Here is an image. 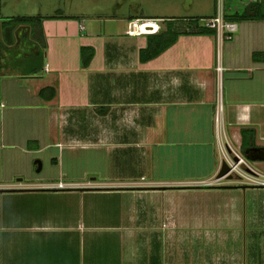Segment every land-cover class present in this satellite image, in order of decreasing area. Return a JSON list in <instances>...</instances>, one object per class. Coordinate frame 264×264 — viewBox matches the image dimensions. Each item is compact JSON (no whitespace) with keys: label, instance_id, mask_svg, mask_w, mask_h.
Listing matches in <instances>:
<instances>
[{"label":"crops","instance_id":"1","mask_svg":"<svg viewBox=\"0 0 264 264\" xmlns=\"http://www.w3.org/2000/svg\"><path fill=\"white\" fill-rule=\"evenodd\" d=\"M79 1L0 0V193L47 200L8 205L11 230L33 237L69 230L96 245L87 255L56 251L49 264H121L120 241L128 238L133 246L144 229H157L151 224L157 213L137 206L143 196L211 187L223 148H244L242 129L254 132L245 148L264 146V18L239 17L264 0H224L231 39L219 42L214 29L182 33L147 62L140 50L150 33L129 34L131 22L159 19L165 30L168 20L178 26L197 17L147 13L142 0H116L102 17L81 11ZM215 2L214 13L201 18L216 16ZM82 47L95 50L88 66ZM218 58L225 68L221 77ZM44 88L55 95H42ZM101 155L121 161V173L72 170L80 157ZM255 164L264 175V160ZM60 181L64 188L57 187ZM62 195L69 200L53 201ZM98 196L104 201L96 205ZM97 232L107 238L103 247L93 238ZM155 264L165 263L160 258ZM171 264L202 263L181 255Z\"/></svg>","mask_w":264,"mask_h":264},{"label":"rangeland","instance_id":"2","mask_svg":"<svg viewBox=\"0 0 264 264\" xmlns=\"http://www.w3.org/2000/svg\"><path fill=\"white\" fill-rule=\"evenodd\" d=\"M115 2L116 0H98L97 3L94 0H82L78 2V8L81 11L91 10L92 15L96 13L104 17L110 15ZM142 3L146 5L147 11L149 9L147 13L159 10L180 18L197 17L183 22L185 25L180 21L178 28L183 30L187 26H199L202 24L201 16L211 15L216 9L215 0H142ZM123 7L126 10L128 5ZM161 28H165V25ZM223 151L225 159L221 155L219 168L214 175L217 180L211 182V187L157 190L155 194L145 195L137 202L142 210L157 213L155 222L151 221L157 229L154 232L144 229L134 238L133 246L128 238L124 242L120 241V256L124 260L116 263L155 264L161 258L163 263L171 264L180 262L181 255L191 259L199 258L202 264L264 262V254H260L264 250V186L252 183L249 178L253 174L247 172L244 165L236 164L234 156H240L239 148L233 146L223 148ZM220 152L217 149V153L221 154ZM218 154L217 160L220 159ZM109 159L101 155L92 161L90 158L85 161L84 157H80L78 165L73 166L72 170L80 173L85 168L94 167L102 173H114L117 169L121 173L119 171L124 167L123 163L110 162ZM224 160L233 167L230 172L233 178L229 177L231 180L224 177L218 180ZM244 161L258 173H263L261 165ZM67 164L65 162L66 168L70 166ZM199 168L201 171L202 167ZM258 176V179L264 178ZM66 196L56 197L53 201L69 200ZM79 198L82 207V196ZM93 200L96 205L102 201L99 196ZM45 202V197H22L15 194L4 196L0 193V264H49L54 263L51 257L56 251L69 249L71 252H84L87 255L90 247L96 246L90 244L88 237L82 239L69 230L43 232L38 237H33L32 235L37 234L19 233L20 231L9 228L10 224L5 217L8 205H47ZM163 223L165 226L170 225L163 228ZM103 234L97 232L93 236L99 247H103L102 242L107 239ZM9 245L14 248L12 254L6 249ZM98 263L108 262L101 260Z\"/></svg>","mask_w":264,"mask_h":264},{"label":"trees","instance_id":"3","mask_svg":"<svg viewBox=\"0 0 264 264\" xmlns=\"http://www.w3.org/2000/svg\"><path fill=\"white\" fill-rule=\"evenodd\" d=\"M239 17L243 18H264V3L256 2L247 8L245 13ZM176 19L168 20L166 23V29L160 30L157 33L148 34V44L145 48L140 50V60L142 62H147L157 56H159L166 49L171 47L178 39L182 33H200V34H210L214 31L207 28H198L196 30L189 29L186 27L185 30L181 31L178 26H176ZM95 55V50L93 47H82L81 48V58L83 64L88 66ZM52 91L51 97L55 95V91L51 88H44L41 94L45 96L46 92ZM253 130L242 129L243 143L242 147L248 145V136H253Z\"/></svg>","mask_w":264,"mask_h":264},{"label":"built area","instance_id":"4","mask_svg":"<svg viewBox=\"0 0 264 264\" xmlns=\"http://www.w3.org/2000/svg\"><path fill=\"white\" fill-rule=\"evenodd\" d=\"M239 1L250 3V2H253L255 0H239ZM149 21H151L152 23H154L157 26V28H154V27L151 28L148 26L149 29H152L154 31V32H151L150 34L157 33L158 31H160V29H161L160 21H162V20L145 19V20H142L141 22H131L129 24L128 33L133 34V35H138V34L144 33L141 30V26L143 24H146V22H149ZM200 21L202 22V24H200L197 27H206V28L214 29L216 31L217 38H218L219 42H223L224 40L231 39V37H232L231 33H232L233 29L231 27L232 24L227 22L224 18V0H217V14H216V16L209 17V18H203ZM194 27H196V26H194ZM80 28H81V30L85 29L84 25H80ZM46 69L48 70L47 66H46ZM224 69L225 68L221 64L220 58H218L216 70H217L220 77H221ZM242 161H243L242 158H239V161L236 162V164H241ZM232 169H233V167H232ZM258 175L264 177V175H261L260 173H256V174H253V176L251 178H249V180L252 181V183H255L257 185L264 186V178L258 179L257 178V177H259ZM57 187L58 188H64L65 183L60 181L57 184Z\"/></svg>","mask_w":264,"mask_h":264},{"label":"water","instance_id":"5","mask_svg":"<svg viewBox=\"0 0 264 264\" xmlns=\"http://www.w3.org/2000/svg\"><path fill=\"white\" fill-rule=\"evenodd\" d=\"M247 151H250L251 153H253V156H251V158L253 160H256V161L257 160L258 161L264 160V146L250 147V148L247 149ZM234 160H235V162L239 161V159L237 157L234 158ZM39 164L41 165V162H39ZM230 171H232V167L229 166L227 160H224L223 164H222V167H221V170H220V172L218 174V179L227 176Z\"/></svg>","mask_w":264,"mask_h":264},{"label":"flooded vegetation","instance_id":"6","mask_svg":"<svg viewBox=\"0 0 264 264\" xmlns=\"http://www.w3.org/2000/svg\"><path fill=\"white\" fill-rule=\"evenodd\" d=\"M247 149L248 148H241L240 149V156H242V157H240V156H234V158H242V162H241V164L242 165H244V168H245V170L247 171V172H249V173H252V174H256V173H258L257 171H255V169H253V168H251L250 166H247L246 164H247V162H245L244 160H246V161H251L252 163H255V162H257L256 160H253L252 158H251V156H253V153H251L250 151H247ZM246 165V166H245ZM230 172H232V171H230ZM228 173V175L227 176H225L224 178H227V179H229V177H231V179L233 178V175H232V173ZM231 179H229V180H231Z\"/></svg>","mask_w":264,"mask_h":264},{"label":"bare ground","instance_id":"7","mask_svg":"<svg viewBox=\"0 0 264 264\" xmlns=\"http://www.w3.org/2000/svg\"><path fill=\"white\" fill-rule=\"evenodd\" d=\"M148 23V24H147ZM154 27V28H157V26L154 24V23H152L151 21H149V22H146V24H143L142 26H141V30L144 32V33H151V32H154L152 29H149V27Z\"/></svg>","mask_w":264,"mask_h":264}]
</instances>
